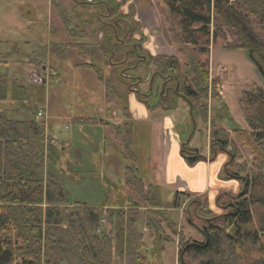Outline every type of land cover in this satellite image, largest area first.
<instances>
[{
    "label": "trees",
    "instance_id": "16d2710c",
    "mask_svg": "<svg viewBox=\"0 0 264 264\" xmlns=\"http://www.w3.org/2000/svg\"><path fill=\"white\" fill-rule=\"evenodd\" d=\"M57 1L51 0L69 38L86 39V30L80 27L99 25L96 34L102 36V41L98 50L106 59L104 65L113 67L115 80L91 62L75 67L95 74L105 88L107 103L124 100L119 84L124 85L126 77L120 73L123 70L125 75L131 73L137 62L130 48L137 43L133 36L141 29L138 21L131 23L127 19H134L132 14H119L121 7L131 0H105L103 5H93V14L86 20L80 12L84 7L77 2L71 10H61ZM154 1L165 18L170 44L187 61L182 66L175 56L143 55L145 67L150 66L156 75L174 79L175 92L162 97L153 108H160L161 113L174 111L177 99L184 98L196 131L207 134L211 158L216 151L228 154L231 158L228 168L238 161L239 147L248 148L253 156L249 173L240 163L236 172L228 168L224 171L225 180L241 182L240 191L234 196L227 193L230 201L225 206L220 205L221 199L216 202L223 212L220 214L211 209L208 199L200 203L186 192H175L167 203L164 187L147 182L139 166L141 150H133L135 128L126 106L123 109L126 123L113 127L119 133L126 132L121 155L126 164L124 189L131 193L129 204L90 207L70 203L64 182L47 169L58 165L64 151V147L52 145L57 139L48 136L47 122L38 116L29 121L12 120L0 112V264H155L160 262L166 246L173 243L178 249V264H264V136L239 126L226 129L207 105L212 86L213 98L222 101L215 87L218 81H210L211 39L216 42L229 36L233 48L264 50V0ZM103 13L111 14L108 21L112 27L99 18ZM114 15L117 17L111 20ZM249 33L254 41L244 36ZM118 38L123 43L118 44ZM91 47L92 43L87 42H51L46 53L64 62L69 49L76 50L84 59L89 57ZM57 78L53 76L52 82ZM136 96L151 111L145 97ZM9 97L21 109L33 111L26 88L15 83L10 86L7 77L0 74V103ZM223 106L219 111L227 110L225 102ZM73 123L109 126L97 119L75 118ZM183 144L180 151L188 166L194 167L205 159L199 153L187 156ZM107 227L109 230L105 231ZM146 231L153 236L151 248L146 244Z\"/></svg>",
    "mask_w": 264,
    "mask_h": 264
},
{
    "label": "rangeland",
    "instance_id": "374dc122",
    "mask_svg": "<svg viewBox=\"0 0 264 264\" xmlns=\"http://www.w3.org/2000/svg\"><path fill=\"white\" fill-rule=\"evenodd\" d=\"M75 1H79L84 7L80 11L85 15L84 20L87 16H92V5H84L85 0H58L57 2L61 10H71ZM116 1L120 2L121 0ZM119 14L129 16L132 14L134 19L131 17L127 19L131 23L136 20L141 24V29L133 36L140 44L137 46V51L153 57L175 56L182 66L186 63V58L178 53L174 45L170 44L166 33L165 18L161 15L154 0H131L121 7ZM115 17L117 15H114L111 20ZM124 17L126 18V16ZM80 28L86 30L88 38H69L63 31L58 13L51 0H0V74L7 77L10 86L15 83V85L26 88L33 108L32 112L21 109L17 101L9 97L8 100L0 103V112H5L12 120L29 121L35 116L37 117L36 108L39 107L46 113V115L44 113V117L40 118L41 120L46 121L48 117L53 118L52 121L48 122L46 131L48 136L51 132V135L57 139L53 140L57 141V145L64 146V151L61 152L58 165L47 169L64 182L69 202L84 203L90 207L129 204L128 198L131 193L124 189L126 164L121 155L123 136L126 135V132L122 131L121 135L113 127V125L122 127L126 123L123 109L128 106L135 128L132 135L135 145L133 150L137 152L139 149L141 150L138 158L139 166L145 172L146 181L166 182L164 165L167 162V154L169 158L170 150L168 152V149L166 151L164 148L163 138L165 137L163 135L168 133V130L162 124H165L164 118L171 117L175 123L173 133L177 135L178 139H183L182 142L185 146L183 151L187 156H192L188 154L190 151L189 148H186L188 146L194 147L195 151L205 158L201 159L194 167H190L182 151L178 150L172 156L173 158L178 157L189 171L191 169L190 173L195 179L193 181L196 184V189L203 190L206 182L209 184V180L210 183L219 180L226 184L225 188H230L231 184L236 185L235 188L227 189L228 191L219 192L220 194L215 197L216 202L221 199L220 205L225 206L230 201L227 193L234 196L242 187L241 182L237 179H224V171L227 170L231 158L225 155V160H223L220 158L223 155L220 151H216L215 157L211 158L207 134L196 131L197 127H194L195 125L192 123L188 104L184 99H177V108L174 111L161 113L160 108H153L161 97L160 91L164 89V82L161 78L155 77L153 72L148 75V67H140L130 71L134 75L131 73L127 75L136 76L138 82L135 80L136 85L131 84V80L135 78L128 76L124 79V85L117 83L123 93L124 100L113 102L109 110V106L106 105L107 102L102 98L100 83L97 82L95 74L90 70V72L77 71L72 68L77 60L76 50L69 49L67 60L64 62H59L46 53L51 42L92 43L93 47L88 52L89 57L81 58L82 60L79 62L96 64L103 68L106 76L114 81L113 67L104 65L106 59L98 50V44L102 41V36L96 34L99 25L81 26ZM131 28L134 30L135 24L131 25ZM213 30H215V26L212 25L211 31ZM50 32L56 34L52 36ZM244 36L250 37L254 41L253 34L249 33ZM233 45L234 43L229 36L224 39L218 38L216 42L211 39L209 43L210 81H218L215 87L223 102L213 98L214 89L212 86V92L211 88L209 90L207 105H209L213 117L218 122H223L226 129L230 130L239 126L242 129L255 130L256 133L264 136V77L251 58L250 52L233 48ZM43 67H46L51 75L55 73L54 68L56 67L60 80L54 79L53 82L55 81V83H52L51 77L49 85L46 87H35L28 81L29 75L34 70H42ZM120 74L124 76V70ZM131 86L136 87V89H131ZM102 87L104 88V86ZM140 89L149 92L148 96L143 98L152 107L150 118L153 121L150 118L149 121L148 119L143 120L144 115L146 117V112L141 115L135 104L134 100L138 104H143L138 101L136 96L141 94ZM144 90L142 91L144 92ZM211 94L212 98L210 97ZM224 102L228 104L227 110L219 111V109L224 108ZM101 109H103L102 112H100ZM88 112L90 118L108 123L109 126L94 125L80 129L73 123L74 118ZM189 134L192 135L186 140ZM239 148L240 157L238 161L234 165H230L228 169L231 172H236V165L240 163L249 173L253 156L248 148L243 146ZM176 172L187 173L183 168H178ZM152 174L153 179L151 181L150 176ZM185 186V184L183 186L174 182L168 187H164L163 193L166 202L170 203L173 198L175 192L172 188L175 187L183 191L186 189ZM208 189L212 191L215 188L209 187ZM196 195L192 194L194 200L198 199L201 203L210 199L211 209L217 214L223 213L217 207L213 194L210 195L206 192L200 196ZM107 229L109 230L107 227L105 231ZM146 232V244L151 248L153 236L149 231ZM155 264H178L177 247L173 244L166 246L160 262H155Z\"/></svg>",
    "mask_w": 264,
    "mask_h": 264
},
{
    "label": "crops",
    "instance_id": "0c3cea01",
    "mask_svg": "<svg viewBox=\"0 0 264 264\" xmlns=\"http://www.w3.org/2000/svg\"><path fill=\"white\" fill-rule=\"evenodd\" d=\"M101 1H103V0H101ZM62 35V34H61ZM63 35H65V33H63ZM62 35V36H63ZM64 41V40H63ZM70 41V40H69ZM65 43H70V42H66L65 41ZM73 50V49H72ZM75 52V51H74ZM75 54H76V56H77V60L74 62V64L72 65V68L74 69V70H77V71H88V72H90L89 70H84L83 68H76L75 66L76 65H80V64H84L83 62H79V61H81L82 59L77 55V53L75 52ZM79 58V59H78ZM54 71H55V73H56V76L58 77L56 80L57 81H59L60 80V76L58 75V71H57V69H56V67L54 68ZM96 78V77H95ZM29 81V80H28ZM98 82V81H97ZM52 83H55V81L54 82H52ZM99 83V82H98ZM50 85H52V84H50ZM99 86H100V92H101V95H102V98L104 99V101H106L105 100V90H104V88L99 84ZM46 87V86H45ZM224 98V97H223ZM135 101V104L137 105V108H139L138 109V111L141 113V115H143V113L145 114V112H146V117H145V115H144V117H143V120L144 119H148V121H149V118H150V116H151V112L152 111H150L146 106H144L143 104H138L137 103V101L136 100H134ZM225 101V100H224ZM112 104L113 103H111V104H107L106 103V105H108L109 106V110H110V106H112ZM228 105V104H227ZM36 110H41L39 107H37L36 108ZM103 111V109H101L100 110V112H102ZM158 112V111H157ZM45 113V112H44ZM230 113L232 114V112L230 111ZM46 114V113H45ZM76 118H80V119H93V118H90L89 117V112L87 113V114H81L79 117H76ZM52 119L53 118H51V117H48L47 119H46V122L48 123L49 121H52ZM75 119V118H74ZM73 119V120H74ZM103 119V118H102ZM151 120H152V118H150ZM164 120H165V124H162V126L164 127V128H166L167 130H168V133H165L163 136L165 137V138H163V143H165L164 144V148L166 149V151H167V149H168V152H169V150H170V154H169V158H168V154H167V158H166V165H164V167H165V177L164 178H166V182H161V183H157V184H159V185H161L162 186V184H163V187H168L169 185H171V184H173L174 182L177 184H181V185H183L184 186V184L186 185L185 186V188L186 189H184L183 191H180V190H178V189H176L175 187L174 188H172L173 190H174V192H186V193H189L190 195H191V197H192V194H197L196 196H200V195H203V194H205L206 192H207V194H213L214 195V198L216 197V196H218L217 194H220L219 192H222V191H228L227 189H231V188H235L236 187V185H232L231 184V187L230 188H225L226 187V184H224V183H222V182H220L219 180H214L213 182H211L210 183V180H209V184H208V182H206V186H205V188L203 189V190H199V189H196V184L194 183V181L193 180H195L193 177H192V175H191V169H190V171L187 169V167L184 165V163L183 162H181L180 161V159L178 158V157H172L173 156V154H174V152H176V151H180V148H181V143H182V140L183 139H181L180 140V138L178 139V137H177V135L176 134H174L173 133V130H174V126H175V123L172 121V118L170 117V118H168V117H166V118H164ZM184 120V119H183ZM183 120L181 121V123L183 122ZM153 121V120H152ZM151 122V121H150ZM165 125V126H164ZM77 126H79L80 127V129H81V127L82 128H87V127H89V126H80V125H77ZM91 127V126H90ZM50 135H51V132L49 133ZM171 134H172V136H171ZM162 140V139H161ZM59 141V140H58ZM168 143V144H167ZM62 147H64V146H62ZM160 147H162V146H160ZM223 155H221L220 156V158H222L223 160H225V158H224V156L226 155V154H224V153H222ZM221 159V160H222ZM208 163H209V160H208ZM172 166H173V168H172ZM211 167H212V169H213V166L211 165ZM178 168H183V169H185V171L188 173H185V174H180V173H177L176 172V170L178 169ZM180 176H179V175ZM151 177V181H152V179H153V174L150 176ZM151 183V182H150ZM207 184H208V186H207ZM167 185V186H166ZM209 187H214L215 189L214 190H212L211 191V189H208ZM237 187H238V185H237ZM240 191V190H239ZM214 198H211V199H214ZM210 200V199H209ZM215 200V202H216V198L214 199ZM211 201V200H210ZM218 201V200H217ZM182 211H183V208H181V210H180V213H181V216H182ZM173 245H175L176 247H177V245H176V243H173ZM168 246V245H167ZM177 263H178V249H177Z\"/></svg>",
    "mask_w": 264,
    "mask_h": 264
},
{
    "label": "flooded vegetation",
    "instance_id": "af4514ba",
    "mask_svg": "<svg viewBox=\"0 0 264 264\" xmlns=\"http://www.w3.org/2000/svg\"><path fill=\"white\" fill-rule=\"evenodd\" d=\"M78 3L79 5H81V6H83L79 1H75V3ZM103 2L104 1H101V0H88V1H86L85 0V2H84V5H97L98 3H101V5H103ZM85 11H86V9H85ZM110 16H111V14L110 13H108V14H105V13H103L102 14V16H100L99 15V18H103V19H105L108 23H107V25H109V27H112V25H111V23L108 21V19L110 18ZM106 17V18H105ZM119 41L121 42V43H123V41L122 40H119V38H118V44H119ZM138 46V45H137ZM137 46H136V43H134L133 45H131V52H133L137 57H136V60H137V62H136V64L132 67V71L134 70V69H138V68H140V65H141V67H145L144 65H143V61H145L146 60V58L143 56V54L141 53V52H139V50L137 51ZM14 49V48H13ZM248 52H250L253 56H255L254 55V53L256 54V56H255V58L259 61V64L261 65L260 67L262 68V70H263V72H264V50L263 49H258V48H255V49H248ZM146 67H148V72H147V74L148 75H150L152 72H153V69L152 68H150V66H146ZM131 75H134V74H132L131 73ZM153 75L156 77V76H158L159 78H161L162 80H163V82H164V89L163 90H161L160 91V99L162 98V97H167L168 95H170V94H173L174 92H175V89H174V87H173V82H174V79L173 78H169L168 77V75H165V74H159V75H156L155 73H153ZM263 75V77H264V74H262ZM124 76L125 77H127L128 78V76L129 77H132V78H135L136 76H130V75H125L124 74ZM135 80H137V82H138V78H135V79H132L131 80V84H135L136 85V81ZM170 84V85H169ZM131 89H136V87L135 88H133V86H131ZM142 90H144V89H140L139 91H140V95L142 96V97H147L148 96V94H149V92L148 91H146V90H144V92L142 91ZM179 98H181V99H184V98H182V97H179ZM159 99V100H160ZM185 100V99H184ZM186 101V100H185ZM192 135V134H191ZM188 138H190V134H189V136L188 137H186V140L188 139ZM185 140V141H186ZM185 148V147H184ZM187 149L189 148V153L188 154H191L192 156L191 157H193V155L195 156H197L198 155V153L199 152H196L195 151V149H194V147H186ZM224 154H226V153H224ZM226 156L229 158V155L228 154H226ZM192 199H194V198H192Z\"/></svg>",
    "mask_w": 264,
    "mask_h": 264
},
{
    "label": "built area",
    "instance_id": "2783aa9c",
    "mask_svg": "<svg viewBox=\"0 0 264 264\" xmlns=\"http://www.w3.org/2000/svg\"><path fill=\"white\" fill-rule=\"evenodd\" d=\"M54 74L52 73V75H51L49 70L46 67H43L42 70H34V72L29 75V81L35 87H41V86L49 85V80L51 77L55 76ZM37 116L39 118L44 117V112L42 110L38 111ZM51 143L53 146H56L59 149L61 148V145H57V141H52ZM104 223L105 222L102 221V224H104ZM98 233H100V231H98Z\"/></svg>",
    "mask_w": 264,
    "mask_h": 264
},
{
    "label": "water",
    "instance_id": "95a60500",
    "mask_svg": "<svg viewBox=\"0 0 264 264\" xmlns=\"http://www.w3.org/2000/svg\"><path fill=\"white\" fill-rule=\"evenodd\" d=\"M250 56H251V58L253 59V61L255 62V64L257 65L259 71H260L262 74H264L262 68H261L260 65H259V62L254 58V56H253L251 53H250ZM110 61H111V58H110ZM194 127H195V126H194ZM188 209H190V206L188 207ZM189 218H191V214H190V213H189Z\"/></svg>",
    "mask_w": 264,
    "mask_h": 264
}]
</instances>
